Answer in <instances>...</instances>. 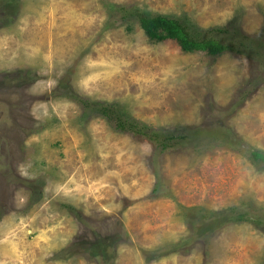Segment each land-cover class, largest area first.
Here are the masks:
<instances>
[{
	"label": "rangeland",
	"instance_id": "1",
	"mask_svg": "<svg viewBox=\"0 0 264 264\" xmlns=\"http://www.w3.org/2000/svg\"><path fill=\"white\" fill-rule=\"evenodd\" d=\"M139 14L233 48L151 40ZM105 105L164 135L212 130L163 149L117 129ZM253 150L264 0H0V264H264ZM210 210L248 219L207 230ZM188 235L191 250L178 248Z\"/></svg>",
	"mask_w": 264,
	"mask_h": 264
},
{
	"label": "trees",
	"instance_id": "2",
	"mask_svg": "<svg viewBox=\"0 0 264 264\" xmlns=\"http://www.w3.org/2000/svg\"><path fill=\"white\" fill-rule=\"evenodd\" d=\"M139 20L140 25L145 31L146 35L154 41H165V40H174L176 41L181 49L185 52H205L208 55L216 56L219 54H222L228 49H232L233 47L231 45H228L219 39L212 38V37H205L201 36L202 33H200V30L198 27H192V24L186 23L182 19L166 16V15H148V14H139ZM220 33H226L227 29L225 28H217L213 29ZM211 30V31H213ZM102 116H106L109 118V122L115 124V127L119 129L120 131H125L127 133H131L134 135L142 136L149 141L153 143H159L163 149H166L170 146H173L175 142H173L175 139H195L198 136H205L208 134L212 129H209L208 127L204 128H192L191 134L185 133L181 136L178 135H164V132H161L160 130L150 126L147 123L140 122L135 119H127L122 118L119 115H115L114 106H103L102 108H99L97 110ZM112 115H115L113 118ZM220 131L222 132V139H225L226 135H234L233 131L226 127L225 125L220 126ZM253 155V158L256 160L264 161V152L253 150L251 152ZM157 186L153 189V192H156ZM235 209L234 207H232ZM227 209V208H225ZM223 209V211L225 210ZM190 213H193L196 209L194 208H188ZM239 210V208H238ZM219 210H210L207 213L212 215L213 222L210 220V226L207 228V230H213L214 227H217V229L221 228L222 226L226 225V223L229 222H238L248 219L246 216V212H238V216H232V213L230 215L220 217L219 215L224 214V212ZM225 215V214H224ZM211 218V216H210ZM257 221L262 222V219L260 218H251L250 221ZM206 221V220H204ZM203 221V222H204ZM195 229V228H194ZM200 229V228H199ZM196 230V229H195ZM201 230H198V232ZM215 231V230H213ZM197 234V232H196ZM191 237L186 236L185 240L182 239L176 246L183 248L185 251L191 250V245L189 246V241ZM99 256V252L95 251Z\"/></svg>",
	"mask_w": 264,
	"mask_h": 264
}]
</instances>
